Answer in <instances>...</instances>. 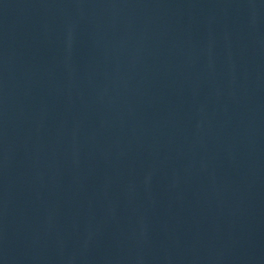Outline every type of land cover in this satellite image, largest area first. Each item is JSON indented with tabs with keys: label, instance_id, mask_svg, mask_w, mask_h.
I'll return each mask as SVG.
<instances>
[{
	"label": "water",
	"instance_id": "obj_1",
	"mask_svg": "<svg viewBox=\"0 0 264 264\" xmlns=\"http://www.w3.org/2000/svg\"><path fill=\"white\" fill-rule=\"evenodd\" d=\"M0 264H250L140 157L23 0H0Z\"/></svg>",
	"mask_w": 264,
	"mask_h": 264
}]
</instances>
